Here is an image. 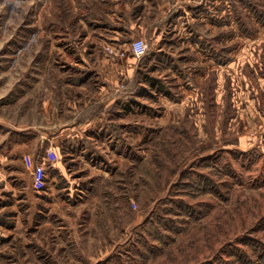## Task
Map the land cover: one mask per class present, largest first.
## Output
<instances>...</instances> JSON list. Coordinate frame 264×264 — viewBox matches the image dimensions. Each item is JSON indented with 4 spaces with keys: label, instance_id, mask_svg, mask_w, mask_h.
I'll return each instance as SVG.
<instances>
[{
    "label": "rangeland",
    "instance_id": "obj_1",
    "mask_svg": "<svg viewBox=\"0 0 264 264\" xmlns=\"http://www.w3.org/2000/svg\"><path fill=\"white\" fill-rule=\"evenodd\" d=\"M0 264H264V0H0Z\"/></svg>",
    "mask_w": 264,
    "mask_h": 264
},
{
    "label": "built area",
    "instance_id": "obj_2",
    "mask_svg": "<svg viewBox=\"0 0 264 264\" xmlns=\"http://www.w3.org/2000/svg\"><path fill=\"white\" fill-rule=\"evenodd\" d=\"M149 49L148 43L144 39H137L131 45V54L137 58L143 57ZM113 51L112 49H110ZM125 54V52H123Z\"/></svg>",
    "mask_w": 264,
    "mask_h": 264
},
{
    "label": "crops",
    "instance_id": "obj_3",
    "mask_svg": "<svg viewBox=\"0 0 264 264\" xmlns=\"http://www.w3.org/2000/svg\"><path fill=\"white\" fill-rule=\"evenodd\" d=\"M148 26V28H147V31H148V33H149V35H150V33L152 32V26L151 25H147ZM157 29V28H156ZM131 54V53H130ZM82 125H84V123H78L77 124V126H78V128L79 129H81V127H82ZM58 146V145H57Z\"/></svg>",
    "mask_w": 264,
    "mask_h": 264
},
{
    "label": "trees",
    "instance_id": "obj_4",
    "mask_svg": "<svg viewBox=\"0 0 264 264\" xmlns=\"http://www.w3.org/2000/svg\"><path fill=\"white\" fill-rule=\"evenodd\" d=\"M155 80V79H154Z\"/></svg>",
    "mask_w": 264,
    "mask_h": 264
}]
</instances>
